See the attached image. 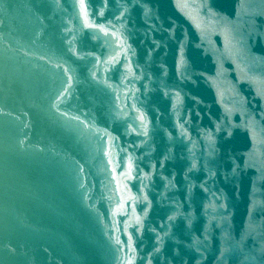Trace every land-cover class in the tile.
<instances>
[{"label":"water","instance_id":"1","mask_svg":"<svg viewBox=\"0 0 264 264\" xmlns=\"http://www.w3.org/2000/svg\"><path fill=\"white\" fill-rule=\"evenodd\" d=\"M0 264H264V0H0Z\"/></svg>","mask_w":264,"mask_h":264}]
</instances>
